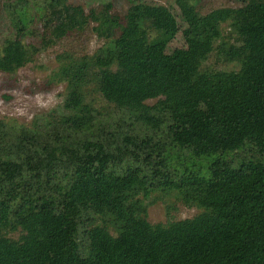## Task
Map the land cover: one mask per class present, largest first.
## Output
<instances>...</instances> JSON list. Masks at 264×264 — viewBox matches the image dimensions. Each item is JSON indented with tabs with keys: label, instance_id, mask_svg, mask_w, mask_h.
Instances as JSON below:
<instances>
[{
	"label": "trees",
	"instance_id": "obj_1",
	"mask_svg": "<svg viewBox=\"0 0 264 264\" xmlns=\"http://www.w3.org/2000/svg\"><path fill=\"white\" fill-rule=\"evenodd\" d=\"M174 4L182 28L161 5L137 4L122 17L103 18L102 28L119 31L95 60L116 65L98 78L106 102L140 111L145 101L162 99L163 139L119 123L75 146L36 147L22 132L0 136V232H23L17 241L0 236V264H264V0L204 15L188 0ZM46 10L60 17L67 7L48 0ZM226 21L240 46L224 58L238 70L199 72ZM179 30L184 47L166 54ZM23 31L17 23L1 48L0 73L29 62ZM65 108L80 116L74 126L85 124L89 109L74 86ZM228 152L241 153L237 162L215 159L204 177L189 163ZM169 189L185 190L204 211L149 224L136 196Z\"/></svg>",
	"mask_w": 264,
	"mask_h": 264
},
{
	"label": "rangeland",
	"instance_id": "obj_2",
	"mask_svg": "<svg viewBox=\"0 0 264 264\" xmlns=\"http://www.w3.org/2000/svg\"><path fill=\"white\" fill-rule=\"evenodd\" d=\"M47 1L0 0V50L13 39L18 23L24 26L22 41L30 53V60L23 67L10 74L0 73L2 139L10 140L22 132L28 135L29 145L36 147L43 143L75 146L83 140L105 136L117 123L139 136L163 139L168 109L161 111L162 99L145 101L146 109L140 111L106 102L98 92V78L102 71L114 72L116 65L98 67L95 60L102 57V51L119 31V27L109 25L102 28L103 18L110 21L113 16L122 17L137 4L161 5L172 12L182 28L174 0H64L67 11L60 17L49 15ZM241 1L188 0L200 15L219 8H239ZM107 5L109 10H105ZM70 21L77 22L72 32ZM180 31L166 46V54L184 47ZM219 32L212 51L199 66L201 73L238 70V64L226 61L224 53L230 47L240 46V39L229 21L220 25ZM70 86L76 88L82 104L89 109L83 116L85 124L79 127L73 125L72 119L80 116L65 108ZM231 154L200 157L201 161L189 163L204 177L211 161L231 158L237 162L241 153ZM184 192L182 189L155 190L145 199L138 194L136 199L143 204L142 217L151 225H167L202 213L204 210ZM22 235L19 228L0 232L1 237L11 241H17Z\"/></svg>",
	"mask_w": 264,
	"mask_h": 264
}]
</instances>
